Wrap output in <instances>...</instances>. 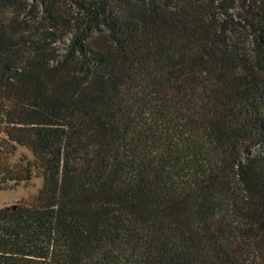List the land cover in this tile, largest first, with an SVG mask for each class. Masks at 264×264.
Listing matches in <instances>:
<instances>
[{
	"label": "trees",
	"instance_id": "trees-1",
	"mask_svg": "<svg viewBox=\"0 0 264 264\" xmlns=\"http://www.w3.org/2000/svg\"><path fill=\"white\" fill-rule=\"evenodd\" d=\"M69 3L0 0V264H264V0Z\"/></svg>",
	"mask_w": 264,
	"mask_h": 264
},
{
	"label": "rangeland",
	"instance_id": "rangeland-1",
	"mask_svg": "<svg viewBox=\"0 0 264 264\" xmlns=\"http://www.w3.org/2000/svg\"><path fill=\"white\" fill-rule=\"evenodd\" d=\"M35 1V0H30ZM66 5H70V0H64ZM70 12H74V6L69 9ZM63 45H60L62 47ZM33 161L32 153L26 148H18L15 155L3 157L0 156V161L6 162L11 166H15L20 163L21 160ZM43 186V180L41 178H34L31 182L27 184H22L19 187L0 191V209L4 207H10L22 200H27L33 196L38 195L39 191Z\"/></svg>",
	"mask_w": 264,
	"mask_h": 264
}]
</instances>
